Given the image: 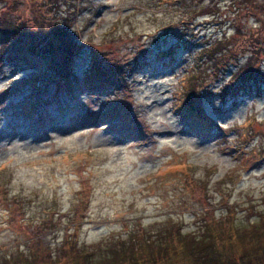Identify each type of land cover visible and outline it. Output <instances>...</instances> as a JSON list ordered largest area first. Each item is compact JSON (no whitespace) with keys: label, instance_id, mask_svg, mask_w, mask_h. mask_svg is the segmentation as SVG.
Segmentation results:
<instances>
[{"label":"rangeland","instance_id":"obj_1","mask_svg":"<svg viewBox=\"0 0 264 264\" xmlns=\"http://www.w3.org/2000/svg\"><path fill=\"white\" fill-rule=\"evenodd\" d=\"M263 196L264 0H0V258Z\"/></svg>","mask_w":264,"mask_h":264},{"label":"trees","instance_id":"obj_2","mask_svg":"<svg viewBox=\"0 0 264 264\" xmlns=\"http://www.w3.org/2000/svg\"><path fill=\"white\" fill-rule=\"evenodd\" d=\"M38 26L41 31L45 28L41 23ZM10 31L16 35V27ZM60 35L62 44L55 37L49 41L48 49L42 41L40 45L33 42L34 50L48 54L58 46H71V39ZM66 60L65 54L55 57L57 65L60 64L53 70L59 71L56 78L67 77L62 65ZM214 69L216 72L218 67L214 65ZM201 73L204 74L201 80L200 76L191 75L190 86L183 94L188 100L184 103L186 111L197 118H200L202 109L194 99L200 102L199 89L207 75L203 70ZM239 73L238 70L235 72ZM261 202V208L251 213L244 211L240 215L226 205V213L222 217L203 218L196 228L189 230L184 229L181 221L171 214L150 222L132 218L125 221L124 230L110 231L93 242L66 241L69 243L66 257L58 249L46 253L42 246L27 244L25 248H17L0 258V264H38L43 259L35 250L49 255L46 263L49 261L50 264H264V196Z\"/></svg>","mask_w":264,"mask_h":264}]
</instances>
